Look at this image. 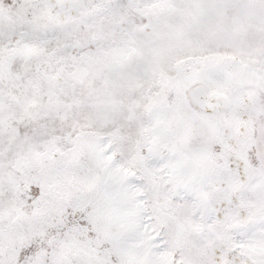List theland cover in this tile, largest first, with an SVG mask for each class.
<instances>
[{"label": "snow or ice", "instance_id": "obj_1", "mask_svg": "<svg viewBox=\"0 0 264 264\" xmlns=\"http://www.w3.org/2000/svg\"><path fill=\"white\" fill-rule=\"evenodd\" d=\"M0 264H264V0H0Z\"/></svg>", "mask_w": 264, "mask_h": 264}]
</instances>
